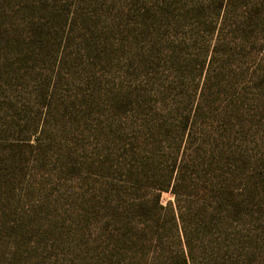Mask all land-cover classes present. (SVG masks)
<instances>
[{
	"label": "rangeland",
	"instance_id": "374dc122",
	"mask_svg": "<svg viewBox=\"0 0 264 264\" xmlns=\"http://www.w3.org/2000/svg\"><path fill=\"white\" fill-rule=\"evenodd\" d=\"M188 139L245 199L206 217L163 192L178 224L161 229L150 186ZM184 251L264 264V0H0V264H185Z\"/></svg>",
	"mask_w": 264,
	"mask_h": 264
},
{
	"label": "trees",
	"instance_id": "16d2710c",
	"mask_svg": "<svg viewBox=\"0 0 264 264\" xmlns=\"http://www.w3.org/2000/svg\"><path fill=\"white\" fill-rule=\"evenodd\" d=\"M202 110L203 109H201L200 106H197L196 109L193 111V116L191 117L189 115L185 119V121H183L182 130L184 132L186 130V133H188V137V123L190 119L192 118L193 120L195 114H200ZM189 143L190 139H188V144L182 150L180 161L177 157L171 164V169L169 170L167 180L161 184H152V186H150V189L155 192L154 209L152 210L151 215L152 219H156V208L165 212L166 221H162L161 214H159L158 216V221H162L161 229H165L168 223H173L174 226L178 224V220L176 218L172 203H168L166 205H163L161 203V196L163 192H171L177 199H179L181 196H193L196 199V202L199 203L196 205H200L202 207V210L205 213L206 217H211L220 211L226 212L229 206V202L234 203L233 205H230L233 208L238 205L240 206L242 205V202L245 199L243 192V183L241 180L238 184L237 178L233 174H228L225 172L224 175H219L217 173L220 167L218 165L220 159L216 158L217 153H211L206 160L204 157L202 158L199 155L198 150L193 149L191 154V150L189 149ZM206 153L207 152H205V154ZM199 159L202 161L201 164L203 165L205 171V178L203 179V182L199 187H197V183H195V185H192L193 192H191L192 194L190 195L188 194V191L190 189V181L187 177V170L197 168L196 163H200ZM215 160H217V162ZM193 173L195 174V172H192V174ZM196 178H198L197 175ZM198 180L199 179H197V181ZM236 188L239 190L240 193L234 194L233 189ZM241 208L242 207H239V209ZM168 217L170 218L168 219ZM154 223H157V219L154 221ZM186 255L187 252L184 251L183 262L185 264H188L187 258L185 257Z\"/></svg>",
	"mask_w": 264,
	"mask_h": 264
}]
</instances>
